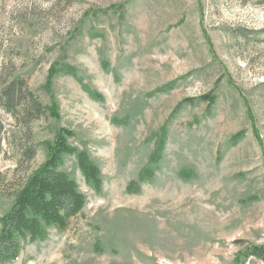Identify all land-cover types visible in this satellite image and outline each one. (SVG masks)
<instances>
[{"label": "rangeland", "instance_id": "rangeland-1", "mask_svg": "<svg viewBox=\"0 0 264 264\" xmlns=\"http://www.w3.org/2000/svg\"><path fill=\"white\" fill-rule=\"evenodd\" d=\"M61 127L101 188L6 264H264V0H0V230Z\"/></svg>", "mask_w": 264, "mask_h": 264}, {"label": "trees", "instance_id": "trees-1", "mask_svg": "<svg viewBox=\"0 0 264 264\" xmlns=\"http://www.w3.org/2000/svg\"><path fill=\"white\" fill-rule=\"evenodd\" d=\"M65 69L73 70L68 66ZM73 136L74 132L65 127L58 129L53 143L47 144L45 161L28 176L13 205L1 217L0 264L15 261L24 243L45 238L48 230L65 229L68 220L83 208L84 195L75 180L60 169L64 156L75 154L86 182L100 190V171L85 152L68 143ZM242 256L264 262V245H251ZM234 264L242 263L237 260Z\"/></svg>", "mask_w": 264, "mask_h": 264}]
</instances>
